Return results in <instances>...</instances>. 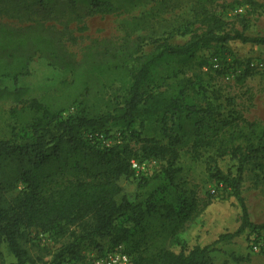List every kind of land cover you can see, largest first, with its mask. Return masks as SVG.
<instances>
[{"label":"trees","instance_id":"1","mask_svg":"<svg viewBox=\"0 0 264 264\" xmlns=\"http://www.w3.org/2000/svg\"><path fill=\"white\" fill-rule=\"evenodd\" d=\"M35 1L43 8L46 0ZM113 12L110 2L92 0L88 13ZM204 18L208 31L184 45H172L167 39L157 42L153 53L145 54L140 46L143 39L138 38L120 51L122 59L106 62L70 59L41 25L16 29L0 24V81L17 82L27 76L36 56L74 73L69 97L61 102L33 100L29 124L13 139L0 140V243H7L16 259L10 264L42 260L32 254V230L63 240L51 264L81 263L88 247L104 256L103 241H109L111 249L123 247L132 264H213L216 245L264 229L252 222L242 195L247 177L255 186L264 184V125L245 121L244 126L230 130L232 139L245 142L232 150L237 174L232 177L217 170L212 178L235 197L240 225L234 230L225 228L208 241L198 233L204 225L199 218L216 197L211 195L198 211L197 196L180 181L178 147L189 123L203 132L213 108H199L185 89L168 95L152 88L165 79L163 73L173 63H186L214 43L239 40L264 45V37L225 33V22L218 15ZM154 118L166 125L171 121L175 135H168V145L145 142L144 157L162 160L166 167L141 178L140 193L131 202L120 198L119 181L133 177L131 161L136 153L125 142L123 131L122 142L109 147L96 135H107L112 128L131 131L139 120ZM198 143L208 144L202 139ZM20 185L21 192L10 198Z\"/></svg>","mask_w":264,"mask_h":264},{"label":"rangeland","instance_id":"2","mask_svg":"<svg viewBox=\"0 0 264 264\" xmlns=\"http://www.w3.org/2000/svg\"><path fill=\"white\" fill-rule=\"evenodd\" d=\"M110 2L113 13L89 14L92 0H46L38 8L35 0H0V24L12 28L43 26L64 48L67 56L77 62L92 59L110 61L122 59L120 51L130 48L138 38L145 54L153 53L157 42L169 40L172 45H184L194 36L208 31V15H218L225 22V33L242 32L247 37H264V0H100ZM116 57V58H115ZM135 57V56H134ZM217 58L219 69L212 60ZM162 80L152 85L154 91L177 94L185 89L199 108L209 105L213 115L206 120L203 132L198 133L189 123L178 147L180 181L198 198V211L215 196L201 214L204 223L200 234L208 241L225 228L234 230L240 225V210L229 188L212 178L217 170L224 175L236 176L238 162L232 150L245 145L244 139H232L230 130L244 126V122L264 125V45L229 41L213 44L201 50L188 62H175ZM74 81L70 69H62L52 61L36 56L29 65L27 76L0 81V140H10L29 124L32 114L29 105L33 100L53 99L57 102L69 97ZM117 89V87L115 88ZM74 112V111H72ZM71 112V113H72ZM172 122L164 124L154 119L139 120L131 131L112 128L104 135L109 145L127 142L136 157L132 159L147 165L145 175L133 172V177L120 179L124 197L136 201L141 178L151 177L166 167V162L146 159L143 146L154 140L168 145V135H175ZM133 132V133H132ZM200 139L208 144H199ZM198 144V145H197ZM20 185L9 197L17 196ZM242 195L253 223L264 225V184L255 186L249 177L242 184ZM200 222V223H201ZM194 236V231L192 233ZM34 257H42L39 264H51L54 255L63 245L38 230H32ZM105 255L88 247L84 261L70 264H97L108 254L123 252V247L111 249L109 241L102 242ZM255 247L258 250H255ZM39 250H43L41 253ZM213 264H264V229L246 232L236 242L220 243L212 253ZM16 262L5 242L0 243V264ZM63 264H68L65 262Z\"/></svg>","mask_w":264,"mask_h":264},{"label":"built area","instance_id":"3","mask_svg":"<svg viewBox=\"0 0 264 264\" xmlns=\"http://www.w3.org/2000/svg\"><path fill=\"white\" fill-rule=\"evenodd\" d=\"M212 65L215 69H219L220 67L219 60L217 58L213 59ZM96 136L100 138V141L102 142L103 145L108 147L111 146L105 142L104 135L97 134ZM131 168L133 172L137 173V175L139 176L145 175V173L147 172V165L142 164L141 162L135 160L131 161ZM255 250H258V248L255 247ZM68 264L70 263L68 262ZM97 264H132V260L124 252L120 251L117 253L108 254L104 259L98 261Z\"/></svg>","mask_w":264,"mask_h":264}]
</instances>
